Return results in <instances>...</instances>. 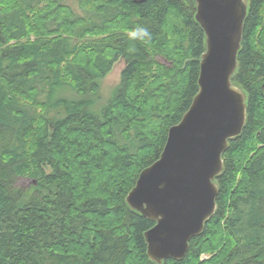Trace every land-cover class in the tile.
<instances>
[{
  "label": "trees",
  "instance_id": "16d2710c",
  "mask_svg": "<svg viewBox=\"0 0 264 264\" xmlns=\"http://www.w3.org/2000/svg\"><path fill=\"white\" fill-rule=\"evenodd\" d=\"M70 1L0 0V264H157L156 223L127 197L199 92L197 4ZM137 25L149 42L128 39ZM232 81L248 118L223 155L216 212L162 264H264V0H249Z\"/></svg>",
  "mask_w": 264,
  "mask_h": 264
},
{
  "label": "water",
  "instance_id": "95a60500",
  "mask_svg": "<svg viewBox=\"0 0 264 264\" xmlns=\"http://www.w3.org/2000/svg\"><path fill=\"white\" fill-rule=\"evenodd\" d=\"M144 2L145 0H135ZM206 34L199 92L171 127L160 159L142 171L128 205L156 224L145 233L150 259H184L193 237L215 214L229 141L248 118L247 96L233 83L249 0H194Z\"/></svg>",
  "mask_w": 264,
  "mask_h": 264
},
{
  "label": "rangeland",
  "instance_id": "374dc122",
  "mask_svg": "<svg viewBox=\"0 0 264 264\" xmlns=\"http://www.w3.org/2000/svg\"><path fill=\"white\" fill-rule=\"evenodd\" d=\"M71 3L74 4L75 10L77 11V3L75 0L70 1ZM124 68V62H119L116 64L115 68L113 69V71L105 78L104 83H103V103L107 101V98L109 96L108 93H110V91L119 84L120 80H121V71ZM21 187L23 188H27L30 187L33 184V181L30 179H21L18 183Z\"/></svg>",
  "mask_w": 264,
  "mask_h": 264
},
{
  "label": "clouds",
  "instance_id": "9594fccd",
  "mask_svg": "<svg viewBox=\"0 0 264 264\" xmlns=\"http://www.w3.org/2000/svg\"><path fill=\"white\" fill-rule=\"evenodd\" d=\"M128 39L132 41H139L141 43H147L152 39V33L147 27L137 25L136 27L129 30L127 33ZM129 52H135V45H132L128 49Z\"/></svg>",
  "mask_w": 264,
  "mask_h": 264
}]
</instances>
